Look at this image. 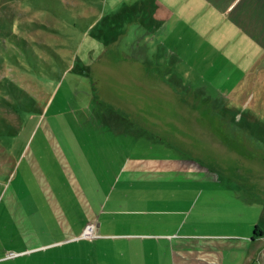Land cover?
Segmentation results:
<instances>
[{"label": "rangeland", "instance_id": "rangeland-1", "mask_svg": "<svg viewBox=\"0 0 264 264\" xmlns=\"http://www.w3.org/2000/svg\"><path fill=\"white\" fill-rule=\"evenodd\" d=\"M165 15L160 0H0V264L42 262L19 253L24 226L49 236V208L83 207L91 185L100 200L127 161L221 175L217 218L261 233L245 264H264V70L227 81L218 53L171 65L151 35Z\"/></svg>", "mask_w": 264, "mask_h": 264}, {"label": "crops", "instance_id": "crops-1", "mask_svg": "<svg viewBox=\"0 0 264 264\" xmlns=\"http://www.w3.org/2000/svg\"><path fill=\"white\" fill-rule=\"evenodd\" d=\"M241 1L231 0L219 7L211 0H160L166 15L151 35L161 41L171 65L175 60L194 64L197 54L205 59L218 53L225 55L223 75L219 77L231 81L235 73L259 74L264 70V29L260 28L264 4L263 0H246L240 5ZM238 7L240 12L236 11ZM234 9L240 15H231ZM214 15H223L225 21ZM229 15L243 22L242 33L230 30ZM182 49L192 54L190 59H185ZM235 83L237 86L240 80ZM199 84L190 87L197 90ZM210 168L215 171L214 166ZM220 176L181 167L129 165L127 161L117 166L109 183L102 176L105 189L100 200L91 185L87 200L92 204L88 205L87 200L81 208L67 204L63 212L49 208L53 219L49 236L36 231L31 244L29 240L35 233L24 226L27 248L19 253L35 251L37 260L42 261L39 264H245L250 252L256 250L259 254L263 236L250 233L240 217L217 218L219 209L220 214H227L232 207V202L219 205L220 194L211 188ZM224 178L229 183L233 180L227 175ZM236 185L241 193L236 203L247 205L243 184ZM224 193L226 200L230 192ZM88 225L93 226V237L83 236ZM234 228L238 232H233Z\"/></svg>", "mask_w": 264, "mask_h": 264}, {"label": "built area", "instance_id": "built-area-1", "mask_svg": "<svg viewBox=\"0 0 264 264\" xmlns=\"http://www.w3.org/2000/svg\"><path fill=\"white\" fill-rule=\"evenodd\" d=\"M83 236L84 237H93L94 236V233H93V226L92 225H88L84 232H83ZM12 256V255H10Z\"/></svg>", "mask_w": 264, "mask_h": 264}]
</instances>
